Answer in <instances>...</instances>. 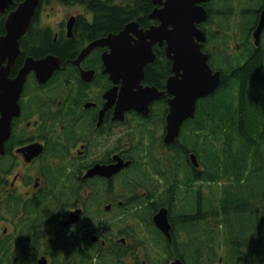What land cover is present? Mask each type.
Here are the masks:
<instances>
[{"label": "trees", "instance_id": "trees-1", "mask_svg": "<svg viewBox=\"0 0 264 264\" xmlns=\"http://www.w3.org/2000/svg\"><path fill=\"white\" fill-rule=\"evenodd\" d=\"M59 1L90 7L99 3ZM106 1L110 7H103L110 9H97L96 16L99 24H108L110 29L119 26L120 21L139 20L138 10L151 4L150 0ZM116 1H124L125 14H118V6H113ZM21 2L14 0L8 13ZM263 6L264 0H211L209 24L217 29L209 30L208 40L216 46L212 66L221 73V83L215 94L199 102L195 118L183 125L172 147L166 150L162 139L160 142L150 132L156 128L151 118L143 121L138 131L126 135L135 160L148 161L146 171H134L133 176H147L152 168L153 175L170 187L155 190L149 199L140 196L136 202L124 201L140 209L127 213L122 225L118 216L107 219L102 206L111 200L99 182H93L90 202L82 198L83 187L89 184H82L75 171L67 177L68 185L57 191V201L54 196H45L39 206L36 202L30 206L27 216L34 218L31 229L24 228L22 237L27 235L31 242L39 240L42 214L35 213L36 209L45 210L47 223L58 224L66 218V209L80 201L86 208L76 230L68 236L69 229L58 227L57 249L66 264H129L133 258L135 264H169L176 259L183 264H264V47L253 52L244 46L234 54L230 43L247 44L246 39L238 33L233 38L228 34L231 16L251 19V26ZM35 17L21 40L22 54L13 66L11 78L17 75L27 54L25 42L33 36L32 46L38 47L31 30ZM6 18L7 14L0 16V36L5 34ZM192 154L197 157L198 169L191 163ZM119 186L124 190L136 188L130 180ZM164 207L168 208L172 225L171 242L153 223L154 214ZM124 233L132 236L135 244H123L117 235ZM89 235H97L99 241L83 238ZM40 246L29 244L36 251ZM10 249L6 243L0 248V264H21L20 258L11 260ZM154 249L159 259L152 255Z\"/></svg>", "mask_w": 264, "mask_h": 264}, {"label": "flooded vegetation", "instance_id": "flooded-vegetation-1", "mask_svg": "<svg viewBox=\"0 0 264 264\" xmlns=\"http://www.w3.org/2000/svg\"><path fill=\"white\" fill-rule=\"evenodd\" d=\"M150 1L151 4L147 9L138 10V14L141 15L139 20L124 21V23L120 21L119 26L110 29L108 24L102 22L99 24L97 21L99 18L96 16L97 9H110L103 7L107 6L106 0H99V3L93 7L67 5L54 0L56 7L52 6L54 14L49 21L43 20L42 13L51 0H41L31 29L38 47L32 46L33 36L25 42L27 54L21 68L28 58L35 61L52 58L56 67L51 76L42 82L34 71L28 75L19 99L20 115L13 119L11 134L5 144V154L0 155V248L5 243L11 247L9 251L11 260L15 257L21 259V264H38L40 259L45 258L47 264H57L59 225L57 221L46 222L43 208L35 211L42 214V224L38 229L39 240L31 242L27 235L22 237L21 234L24 228L31 229V219L34 217L27 216L30 206L34 202L39 206L38 202L41 203V199L47 198L45 196H54L57 201V191L68 185L67 177L75 171L82 184L86 182L89 184L83 187L82 198H87L90 202L94 195L93 182H99L98 184L111 200L102 208L107 214L115 211L122 225L127 213H134L140 209L136 204L131 206L129 202L124 203V201L136 202L140 196L149 199L152 198L155 190L161 191L165 186L170 187L169 183L164 184L153 175L152 168H149L147 176H133L134 171H137L136 173L146 171L148 161L135 160L130 141L126 138L129 132L135 133L143 121L151 118L156 128L150 129V132L158 136L160 142L162 139L161 143L166 150L173 146L164 142L169 114L168 101L172 99L166 87L168 81L174 77L173 64L166 54V44L163 46L157 44L153 47L156 60L145 67V79L142 82L144 88H155L158 93H165L164 96L151 102L148 117L132 110L125 114L124 121L116 119L117 102L109 106L105 98L106 94L115 87L104 62V56L109 54L111 49L108 46L95 47L82 57L91 45L112 34H119L131 22L138 23L139 29L143 31H147L152 26H159V21L152 20L149 16L161 6L154 5L152 0ZM210 2L206 5L208 13ZM113 6H118V14H125L124 1H116ZM263 9L264 6L251 26L247 18L238 15L230 17L228 34L233 38V35L238 33V36L244 37L247 43L232 41L230 48L234 54L241 51L244 46H248L253 52L259 47L260 49L264 47V31L259 46L255 45L254 38ZM209 21L198 25V28L206 33L207 42L203 52L210 56L209 64L213 71L217 72L219 70L212 66L216 46L210 44L208 40L209 30L215 31L217 27L211 26ZM217 33L219 34V31ZM134 37L136 38V35ZM217 56L218 54L215 58ZM158 58L160 62H157ZM234 58L237 59L235 56ZM121 84L117 86L121 87ZM29 147H36L35 153L26 151ZM117 158L130 162L131 165L123 168L111 179L100 176L85 178L86 174L97 165L117 164ZM124 180L132 181L136 188L130 190L120 188L119 184ZM79 203H74L66 209L67 216L77 209H82L84 214L86 207ZM106 207H110V210H106ZM55 208L57 209V203ZM162 209L168 210L165 207ZM54 214L57 216V210H54ZM78 225L67 228L70 230L68 236ZM94 237L98 236L89 235L83 238L92 241ZM117 237L121 241L124 240L123 244H135L132 241L133 237L128 236L127 233ZM29 244H41V246L36 251L30 249ZM1 258L4 259V255H1ZM130 261L136 262L134 258Z\"/></svg>", "mask_w": 264, "mask_h": 264}, {"label": "water", "instance_id": "water-1", "mask_svg": "<svg viewBox=\"0 0 264 264\" xmlns=\"http://www.w3.org/2000/svg\"><path fill=\"white\" fill-rule=\"evenodd\" d=\"M210 1L152 0L154 5H160L161 8H156L149 17L159 21V26H152L143 31L139 29L138 23L131 22L119 34H112L97 41L83 53L82 57L95 47L108 46L111 49L110 53L104 56V62L115 87L105 98L109 106L117 102L116 119L124 121L125 114L132 110L148 117L151 102L164 96L165 93H158L155 88L142 86L145 67L156 60L153 47L157 44L160 46L166 44L167 58L173 64L174 72V77L168 81L166 87L172 99L168 101L165 144H174L180 137L183 125L195 118L199 101L215 94L221 83V73L214 72L211 68L210 56L203 52L207 36L198 28V25L209 20L206 5ZM40 4L41 0H23L8 13L14 5V0H0V16L7 14L5 34L0 36V155L5 154V144L11 134L12 121L20 115L19 99L28 75L34 71L42 82L51 76L56 67L52 58L39 61L28 58L17 75L14 78L10 77L13 66L22 54L21 40L26 35ZM263 31L264 9L254 33L256 46L260 44ZM119 83H122L121 87L117 86ZM35 148L29 147L26 151L35 153ZM116 160L118 163L115 165L95 166L85 178L100 176L111 179L123 168L131 165L130 162H124L119 158ZM190 160L194 167H199L195 154L190 156ZM106 210H110V207H106ZM82 214V209L69 213L65 219L59 221V227L66 229L79 224ZM153 223L171 241L172 227L168 219V210L161 209L153 217ZM98 239L94 237L92 241L97 242ZM38 264H47V261L43 258ZM169 264L183 262L176 259Z\"/></svg>", "mask_w": 264, "mask_h": 264}, {"label": "rangeland", "instance_id": "rangeland-1", "mask_svg": "<svg viewBox=\"0 0 264 264\" xmlns=\"http://www.w3.org/2000/svg\"><path fill=\"white\" fill-rule=\"evenodd\" d=\"M46 1V0H45ZM52 6L56 7V3L54 2V0H51V2L49 4H47L45 6V10L42 13V18L44 21H49L51 17H53V10H52ZM61 8V7H59ZM62 9V8H61ZM57 10H58V5H57ZM53 20V19H52ZM248 22H251V19H247ZM245 22V21H244ZM219 64H222V60L218 61ZM106 197L103 196V198ZM107 205V204H106ZM94 211V208L92 209L91 213ZM112 218L116 219V212H111V214H107V219L111 220ZM147 240V239H146ZM152 255L156 258L159 259L160 258V254L157 250H152L151 251ZM57 264H66L64 260L59 258V250L57 249ZM145 260V259H144ZM98 264V263H97ZM99 264H102L101 262H99ZM129 264H135L133 261H129Z\"/></svg>", "mask_w": 264, "mask_h": 264}]
</instances>
